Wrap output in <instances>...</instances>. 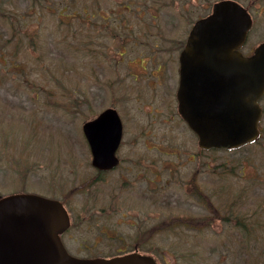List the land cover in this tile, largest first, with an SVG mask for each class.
I'll list each match as a JSON object with an SVG mask.
<instances>
[{"label": "rangeland", "instance_id": "rangeland-1", "mask_svg": "<svg viewBox=\"0 0 264 264\" xmlns=\"http://www.w3.org/2000/svg\"><path fill=\"white\" fill-rule=\"evenodd\" d=\"M128 1L132 5L127 8ZM216 1L66 0L71 7H63L59 0H0V196L24 192L57 199L87 219L71 228V234L83 237L86 245L67 246L72 255L112 257L132 247L135 239L125 223L117 224L119 216L105 220L101 191H94L92 202L84 188L90 173L81 126L89 109L98 113L117 97L111 95L115 86H101L100 79L111 74L113 80L115 69L123 73L117 67L119 51L114 53L118 45L111 42L113 36L107 39L104 34L121 38L136 34L134 44L122 49L157 46L175 54L193 22L206 16ZM233 1L253 20L242 47V52L251 53L264 41V0ZM88 13L93 18H87ZM103 47L114 53L111 65L97 63L91 68L90 50L95 48L98 53L91 54L99 57ZM135 49L122 61L140 59L143 53ZM204 161L206 166L216 164L204 168L206 185L211 187L214 180L219 186L229 183L233 191L251 198L246 201L250 206L238 207L237 219L244 223L249 218L253 226L251 232L241 231L244 227L205 232L203 248H194L201 260L194 264H264V134L254 146L207 152ZM91 207L94 216L87 212ZM95 218L97 225H90Z\"/></svg>", "mask_w": 264, "mask_h": 264}, {"label": "flooded vegetation", "instance_id": "flooded-vegetation-1", "mask_svg": "<svg viewBox=\"0 0 264 264\" xmlns=\"http://www.w3.org/2000/svg\"><path fill=\"white\" fill-rule=\"evenodd\" d=\"M58 4L71 7L66 0H59ZM128 4L132 5V2H127V8ZM111 13L114 14L113 11ZM87 16L93 18L92 13ZM98 18L105 20L102 16ZM104 36L107 39L113 36L111 42L117 43L114 53L119 51L117 61L121 66L117 67L123 68V73L115 69L113 80H110L111 74L100 79L101 86H115L111 95L116 93L117 97H111L110 103L98 113L89 109L85 122L90 123L91 129L102 112L114 110L120 125V138L114 151L116 161L110 160L111 166L107 168L94 165L93 144L86 141V162L90 175L84 182V188L91 194L92 202L94 191H101V213L106 216L105 220L117 215L121 220H117V224L125 223L135 233L133 246H126L118 255L135 253L151 258L155 264H194V261L201 260L194 248H203L205 232H231L237 227H244L241 229L244 232L252 231L249 218L244 223L237 219L238 207L250 206L246 202L248 195L236 193L229 183L219 186L220 183L214 180L209 182L211 187L206 185L204 168L212 169L216 164L213 161L206 166L204 154L219 150L199 147L196 135L179 112L178 59L186 39L174 54L157 46L137 50L125 45L122 49L124 44H134V33L127 34L125 38L111 33ZM133 49L143 53L140 59L133 57L122 61L127 52H134ZM91 51L98 53L95 48L90 50L91 68H95L97 63L111 65L114 53L106 47L99 51V57H93ZM123 77L129 83L127 86L123 85ZM93 81L94 75H91V84ZM258 105L261 110L258 137L239 149L223 152L258 144L264 134V94ZM102 123L109 124L106 121L97 122L101 130L95 139L98 145L103 142L102 130L106 128ZM96 187L99 190H95ZM90 211L91 216L96 215L92 207L87 210ZM67 212L70 226L60 235L63 245L73 248L86 246L83 237L71 234V228L77 222L80 226L88 220L73 211ZM96 220H91L89 224L96 226ZM158 234H165L168 238L159 240Z\"/></svg>", "mask_w": 264, "mask_h": 264}, {"label": "water", "instance_id": "water-1", "mask_svg": "<svg viewBox=\"0 0 264 264\" xmlns=\"http://www.w3.org/2000/svg\"><path fill=\"white\" fill-rule=\"evenodd\" d=\"M250 15L237 2L220 0L211 13L194 22L179 54V111L204 149H234L257 137L264 93V41L243 56L239 48L251 28ZM103 128V142L97 122ZM82 125L93 144V163L111 166L120 138L114 110ZM107 143V145H106ZM108 152V156L104 155ZM69 226L59 201L35 194L0 197V264H155L148 257L128 254L112 259L70 256L59 235Z\"/></svg>", "mask_w": 264, "mask_h": 264}]
</instances>
